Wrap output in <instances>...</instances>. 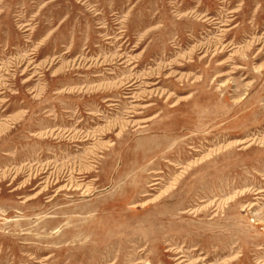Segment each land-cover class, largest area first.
Instances as JSON below:
<instances>
[{
	"label": "rangeland",
	"instance_id": "374dc122",
	"mask_svg": "<svg viewBox=\"0 0 264 264\" xmlns=\"http://www.w3.org/2000/svg\"><path fill=\"white\" fill-rule=\"evenodd\" d=\"M0 264H264V0H0Z\"/></svg>",
	"mask_w": 264,
	"mask_h": 264
},
{
	"label": "bare ground",
	"instance_id": "6f19581e",
	"mask_svg": "<svg viewBox=\"0 0 264 264\" xmlns=\"http://www.w3.org/2000/svg\"><path fill=\"white\" fill-rule=\"evenodd\" d=\"M43 174H47L48 176H46L45 178L46 179H52L53 178V173L51 172V173H47V172H43ZM78 174H80V173H78ZM77 174V175H78ZM60 179H62V182H65V185H64V188L65 187H76L77 189H83V188H86L87 186L86 185H84V184H81V183H77L76 182V178L74 177V176H72L71 174H69V175H59V176H56L55 177V182H56V180H57V182L60 180ZM85 190H88V188H86Z\"/></svg>",
	"mask_w": 264,
	"mask_h": 264
}]
</instances>
